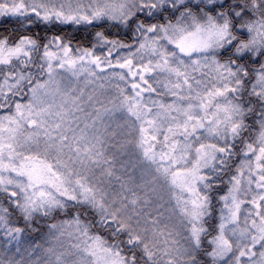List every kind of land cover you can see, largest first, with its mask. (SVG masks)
<instances>
[{
	"label": "snow or ice",
	"instance_id": "6c2138e0",
	"mask_svg": "<svg viewBox=\"0 0 264 264\" xmlns=\"http://www.w3.org/2000/svg\"><path fill=\"white\" fill-rule=\"evenodd\" d=\"M0 264H264V0H0Z\"/></svg>",
	"mask_w": 264,
	"mask_h": 264
}]
</instances>
